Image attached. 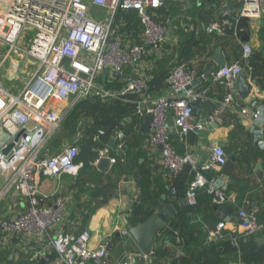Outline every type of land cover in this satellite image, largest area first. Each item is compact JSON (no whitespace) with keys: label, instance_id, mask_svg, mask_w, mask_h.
I'll list each match as a JSON object with an SVG mask.
<instances>
[{"label":"built area","instance_id":"2783aa9c","mask_svg":"<svg viewBox=\"0 0 264 264\" xmlns=\"http://www.w3.org/2000/svg\"><path fill=\"white\" fill-rule=\"evenodd\" d=\"M170 1L0 0V130L8 138L0 148V177L3 179L0 200L12 193L15 199L27 204L12 223L0 222V227L47 238V249L55 254L50 264H152L150 256L134 251L125 252L120 260L110 263L109 243L102 242L93 247L89 231L65 233L62 222L67 212L66 199L60 194L48 196L40 191L42 178L76 177L84 169V163L78 160V144L73 143L55 154L47 149L49 140L63 128L72 109L81 101L129 102L135 105L134 111L140 118L151 117L149 143L161 149L163 166L172 181L186 172L194 175L185 189L188 206L196 205L199 190L207 191L217 203L229 200L218 180L207 176L227 164L225 149L215 145L209 162L201 165L189 150L179 155L170 135L172 123L180 136L198 134L203 129L201 124L194 123V105L206 91H197L194 85L197 80L206 78L205 75L183 61L176 62L165 81L167 93L144 99L149 94L152 77L145 73L140 63L152 51L162 57L161 50L170 43L177 30L173 19L161 12L171 5ZM230 2L239 7L234 19L226 10L205 27L208 35L227 37L232 33L239 39L244 31L241 28L244 20L264 21V0H226L223 8ZM94 8L106 11V17L96 18L91 14ZM119 11L137 14L141 26L140 42L130 40L121 31V25H116ZM242 48L238 60L211 74L213 83L222 85L225 90L214 117H222L230 108L243 115L249 112L237 99L235 83L244 73L243 64L249 62L254 49L250 43H243ZM6 63H22L13 70L10 86L2 74ZM26 63L29 66L23 70L25 78L21 80V68ZM131 66L138 79L124 82L119 91L99 81L107 75L113 79L118 76L121 80ZM20 84L22 91L15 93L14 88ZM129 96H136L138 100L131 102ZM52 102L64 106L60 110L50 108ZM251 114V121L258 127L256 144L264 147V109L251 111ZM104 136L106 131L100 129L96 139L100 141ZM119 139V149L124 150L123 133L119 134ZM11 143L15 144L14 148L4 155L2 151ZM100 161L101 156L93 165ZM171 189L178 195L175 186ZM238 217L244 237H254L264 230L257 214L245 206L238 208ZM225 228V222L218 223L209 232L210 240L228 239ZM230 240L238 244L237 237ZM46 256L47 253L36 251L29 260L39 264Z\"/></svg>","mask_w":264,"mask_h":264},{"label":"crops","instance_id":"0c3cea01","mask_svg":"<svg viewBox=\"0 0 264 264\" xmlns=\"http://www.w3.org/2000/svg\"><path fill=\"white\" fill-rule=\"evenodd\" d=\"M225 1L190 0L189 8L186 0L182 2L171 0L170 7H165L162 13L170 19L177 16L180 24H176L178 27L170 43L161 50L162 57L152 51L140 66L152 77L151 81L160 71L161 65L164 70L170 72L179 61L187 63L205 75L206 78L194 85L195 90L206 91L205 96L194 105V123L201 124L203 129L198 134L189 133L180 136L172 123L170 135L173 147L179 155H184L189 150L201 165L209 162L215 145L225 149L228 160L231 156L236 157L235 163L238 168L233 174L224 173V167L207 174L209 178H216L220 186L225 188L229 200L217 203L212 195L205 190H199L196 205L190 207L188 203H184L185 190L182 196L179 193L175 195L171 189L175 186V182L163 166L161 149L153 147L149 143L150 134H145L141 130L148 117L140 118L134 111L135 105L124 101H122L123 106L131 107L132 110L128 117L123 119L124 122L114 128L123 125L120 133L124 134L125 149H119V135L115 137L111 130L112 134L104 138L107 144H103L102 149L98 150L101 159L107 158L111 161L107 172L101 171L98 163L88 170L81 171L76 177L64 175L60 179H41L40 191L43 194L48 196L60 194L66 199L67 212L62 222L64 232L72 234L89 231L93 247L108 242L110 263L120 260L125 252L142 253L129 239L126 226L128 223L136 225L144 222L160 205L170 207L175 212L171 222L177 221L180 225L183 224L184 228H187L186 225L189 223L190 229H183V235L187 237L189 246H185V239L178 232H175V242L166 235L170 222L167 229L158 236L157 249L168 250L167 254L158 260L157 249L153 250L148 255L152 258V264H173V260L180 257H188L191 264H244L240 251L237 254L224 251L220 244L225 241H231V244L237 248L245 250L256 248L264 252L260 245V240H264V230L254 237L246 238L243 236L238 217V208L245 206L248 211L255 212L259 223L264 225V147L257 146L258 127L251 121V111L264 109V21L244 20L241 23L244 31L239 39H236L232 33L227 37L208 35L205 27L224 14ZM237 8L239 7L235 4V13L227 9L233 19L238 11ZM95 9L91 10L92 15L96 13ZM198 21L200 24L197 23ZM191 23L201 25L202 33L196 32ZM125 35L135 43L140 42L141 33L138 35V32L135 34L126 32ZM192 38V43L189 45ZM243 43H250L254 49L249 62L243 64L251 93L243 99L237 90V99L249 112L243 115L230 108L222 117H214V112L225 95L224 87L213 83L211 75H207L216 65L215 52L217 48H221L223 56L231 57L234 62L242 54ZM20 64L22 63L5 64L2 74L8 86L13 84V70L18 69ZM28 66L29 63H26L21 68V80L25 78L23 70ZM125 75L121 80L118 76L113 79L111 75L110 77L107 75L101 77L99 81L108 85V88L119 91L124 82L133 81L137 77L132 66L126 69ZM22 88L21 84L15 87V93H20ZM165 93H167L166 86L159 92L154 89L144 99L156 98ZM128 98L131 102L138 100L136 96ZM63 106L57 102L49 105L50 108L57 110L62 109ZM85 126L78 131L71 130L68 125L64 126L49 140L48 152L55 154L73 143L81 145L85 139ZM94 137L98 142L96 135ZM7 139L5 132L0 130V148ZM110 140L115 141L113 147L109 145ZM101 152L105 154L100 155ZM183 177L185 178L183 185L186 189L194 175L190 173ZM2 185L3 179L0 177V189ZM26 205L24 200L15 199L12 193H7L0 200V222L12 223L20 213L24 212ZM138 205L143 206L139 212H136L135 207ZM149 208H152L151 212ZM134 217L139 218V221L134 220ZM220 222L226 223L224 233L227 234L228 239L212 242L209 232ZM232 237L238 238L237 245L230 240ZM48 244L49 241L45 237L18 233L0 227V264H34L29 259L36 251L47 253L45 258L40 259L39 264H50L55 254L52 250L48 251ZM213 247H221L222 251L214 250Z\"/></svg>","mask_w":264,"mask_h":264},{"label":"trees","instance_id":"16d2710c","mask_svg":"<svg viewBox=\"0 0 264 264\" xmlns=\"http://www.w3.org/2000/svg\"><path fill=\"white\" fill-rule=\"evenodd\" d=\"M164 10V9H163ZM161 10V12L163 11ZM116 25H121L122 29L121 31L123 34L126 32L134 34L138 32V35L141 31V26L139 23V19L137 17L136 13L133 12H124L119 11L116 16ZM193 38L190 40L189 45L192 43ZM170 72H167L163 69L162 65L160 68V71L154 76L153 81L150 82V91H153L154 89H157L158 92L164 89L166 86V79L169 76ZM106 87H109L106 85ZM91 109H88L87 105ZM131 107H124L123 103L118 100H109L106 102H103L99 99H88L85 101L79 102L71 111L69 117L67 118L64 126L68 125L70 126L71 130L75 129L76 131L82 130L81 126L79 125L80 121L84 118L86 120V126L84 129V140L81 142L80 146V154L78 157L79 161H82L84 163V170H88L93 165V162L99 158V152L98 150L103 147V144L106 143L107 140L106 136H110L111 128L116 127L119 124H121L123 119L127 118ZM63 126V127H64ZM104 129L106 131V136L102 137L100 141H95V135H97L98 130ZM74 130V131H75ZM104 140V142H103ZM107 144V143H106ZM187 176L190 174L188 172L184 173L179 179L175 181V186H177L178 193L180 196L184 193L185 181H183L185 178L183 176ZM187 183V182H186ZM207 192V191H206ZM143 205L136 206V212H139ZM186 216V214H185ZM139 217V216H138ZM187 217V216H186ZM137 222L138 219H135ZM182 220V219H180ZM186 222L188 223V219H186ZM186 225V224H185ZM187 228H184V225H180L179 222L173 221L171 222L170 226L167 229V234L170 239L174 240L175 242V232H178L181 236L185 239V246L188 247L187 244V237L183 235L184 230L190 229L189 223L186 225ZM220 246L224 249L225 252L230 254H237L239 251L241 252L243 262L246 264H264V252L258 251L256 248H251L250 250H245L241 248L234 247L231 244V241H225L220 244ZM221 247H213L212 249L217 250L219 252L222 251ZM241 249V250H239ZM168 250H156V256L158 260L160 257H163L167 254ZM191 260L188 257H180L173 260V264H191Z\"/></svg>","mask_w":264,"mask_h":264},{"label":"water","instance_id":"95a60500","mask_svg":"<svg viewBox=\"0 0 264 264\" xmlns=\"http://www.w3.org/2000/svg\"><path fill=\"white\" fill-rule=\"evenodd\" d=\"M186 1L188 3V7L190 8V0ZM227 9L235 13V4L232 2L228 3V6L223 10L225 11ZM214 61L216 65L210 69L207 74L208 76H210L214 71H216L218 67L221 68L231 63L232 59L231 57H224L221 48H217L214 56ZM136 79H138V77H135V80ZM196 82H199V80ZM235 86L243 99H246L250 95L251 86L248 83L247 76L244 73L239 76L237 82L235 83ZM151 123L152 118L148 117L141 129L143 133L148 135L151 133ZM111 130L113 131V135L116 137L123 130V125H120L117 128L112 127ZM16 141H18V138L16 139ZM114 144L115 141L110 140V147H113ZM14 146L15 144L11 143L6 149L2 151V153L4 155H8L9 152L14 148ZM235 162L236 157L231 156L227 164L224 166L223 172L226 174H233V172L236 171V169L238 168ZM110 165V159L104 158L101 159L98 168L101 171L107 172ZM184 203L187 204V201L185 200ZM148 210L151 212L152 208H149ZM174 214L175 212L170 207H164L160 205L157 211L152 213L151 216L144 222L138 223L136 225H133L131 223L127 224L126 229L128 231L129 239L142 253H144L145 255H149L153 252V250H156L158 248V236L167 229L169 223L174 217ZM260 245L262 246V250H264L263 239L260 240Z\"/></svg>","mask_w":264,"mask_h":264},{"label":"rangeland","instance_id":"374dc122","mask_svg":"<svg viewBox=\"0 0 264 264\" xmlns=\"http://www.w3.org/2000/svg\"><path fill=\"white\" fill-rule=\"evenodd\" d=\"M170 7V6H169ZM96 10V13H93L94 14V16L96 17V18H99V19H104L105 17H106V11H104L103 9H99V8H96L95 9ZM174 15H176V13L174 14ZM172 19H173V22H174V24L176 25V24H180L179 22H178V20H179V18L177 17V16H174V17H172ZM140 23V22H139ZM197 23H199L200 24V22L198 21ZM184 24H186V23H184ZM183 24V25H184ZM199 24H197V25H193L192 23H191V25L192 26H194V28H195V31L196 32H198L199 31V33L201 34L202 33V30L200 29L201 28V25H199ZM178 25H177V27H178ZM199 38V37H198ZM197 38V39H198ZM25 47V46H24ZM90 104L88 103V105H87V107H88V109H91V107L89 106ZM86 120L87 119H82L80 122V125H82L83 127L85 126V124H86ZM108 183V182H107Z\"/></svg>","mask_w":264,"mask_h":264}]
</instances>
